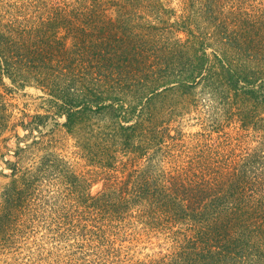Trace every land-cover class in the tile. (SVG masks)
I'll return each mask as SVG.
<instances>
[{
  "label": "trees",
  "instance_id": "obj_1",
  "mask_svg": "<svg viewBox=\"0 0 264 264\" xmlns=\"http://www.w3.org/2000/svg\"><path fill=\"white\" fill-rule=\"evenodd\" d=\"M171 2L33 0L47 6L42 15L24 9L5 24L0 15V81L49 95L90 165L112 169L116 152L132 167L148 161V170L133 168L128 183L112 178L100 195L74 190L84 213L67 224L77 249L70 263L264 264V3ZM197 86L207 95L209 130L193 134L183 171H153L149 160L164 139H179L160 129L164 92L175 90L183 106L189 93L196 105ZM7 166L17 179L16 164ZM17 187L0 207V244L19 229ZM132 227L129 236L170 230L172 251L134 260L124 246Z\"/></svg>",
  "mask_w": 264,
  "mask_h": 264
},
{
  "label": "rangeland",
  "instance_id": "obj_2",
  "mask_svg": "<svg viewBox=\"0 0 264 264\" xmlns=\"http://www.w3.org/2000/svg\"><path fill=\"white\" fill-rule=\"evenodd\" d=\"M32 1L0 0V15L4 18L2 24L13 22L11 16H18L16 14L24 9L27 16L42 15L44 11L41 9L47 6L42 3L43 8L35 7L30 5ZM180 1L172 0L171 6L178 8ZM260 2L264 3V0H253L252 4ZM18 25L15 24L16 27ZM173 91H165L167 96L161 98L157 107L160 129L179 139L165 138L162 150L157 151L154 160H149L153 171L160 170L167 175L183 171L197 140L193 134L210 128V119L206 114L209 104L202 86L191 91L196 105L190 102L188 93L181 99L184 101L187 98L183 106L179 93ZM0 96V104H3L0 105V126L4 127L0 133V207L14 184L18 186L20 202L23 203L16 205L15 222L20 223L19 229H15L17 233L6 235L7 239L0 244V264H74L70 263L69 255L77 249L74 239L68 237L69 233L67 236V224L75 225L84 213L80 203L73 200L76 196L74 190L82 187L92 196L100 195L102 189L114 184L112 178H116L115 182L128 183L133 168L142 170V173L148 170L145 168L148 161L143 159L132 167L126 161L127 155L116 152L117 162L112 169L90 165L79 154L73 135L62 127L64 118L55 115L49 95L33 84L22 86L4 77L0 81ZM34 116H46V125L34 126ZM24 122L30 123V129L23 130L20 124ZM225 132H231V129L227 128ZM16 135L19 139L15 138ZM18 145L22 149L16 153ZM8 161L16 164L17 179L7 166ZM103 171L106 172L101 173ZM173 229L176 231L178 228ZM134 230L132 227L126 233L131 243H124V246L132 248L130 254L134 260L158 258L172 251L167 250L171 243L165 241L168 237L174 240L170 230L147 236H129ZM138 238L141 240L136 242Z\"/></svg>",
  "mask_w": 264,
  "mask_h": 264
}]
</instances>
